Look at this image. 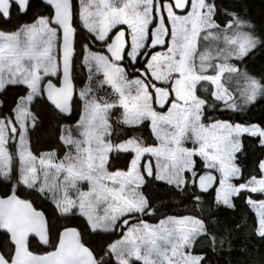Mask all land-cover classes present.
<instances>
[{"label":"snow or ice","instance_id":"6c2138e0","mask_svg":"<svg viewBox=\"0 0 264 264\" xmlns=\"http://www.w3.org/2000/svg\"><path fill=\"white\" fill-rule=\"evenodd\" d=\"M34 8L43 10L15 30H0V92L16 89L0 111L7 189L0 194V264H204L195 248L203 240L215 251L211 210L208 219L162 215L150 224V182L190 193L198 211L199 193L230 209L243 197L255 217L251 231L264 240V199L246 195H264V156L247 175L238 162L244 134L264 153V126L209 114L218 106L240 111L264 97V77L234 63L264 46L254 25L216 0H0V18ZM76 56L87 73L79 87ZM224 74L242 81L238 96ZM105 87L108 94L97 95ZM37 100L70 120L57 124V146L39 154L30 140L40 120L32 109ZM36 200L50 203L53 220ZM68 216L82 218L93 234L122 235L93 249L77 227L55 223Z\"/></svg>","mask_w":264,"mask_h":264},{"label":"trees","instance_id":"16d2710c","mask_svg":"<svg viewBox=\"0 0 264 264\" xmlns=\"http://www.w3.org/2000/svg\"><path fill=\"white\" fill-rule=\"evenodd\" d=\"M76 3V0H73ZM33 4H38L39 0H32ZM218 7H226L228 10L235 12L238 16L246 19L254 25L253 31L257 35L264 37V0H216ZM43 9L34 8L29 11L27 16L17 15L13 13L12 18L8 21L0 18V30L12 31L23 23L29 22L34 11H42ZM223 14L219 15L218 22L223 21ZM77 52H79L80 35L76 36ZM80 56L74 59V80L79 87L85 78V73L81 67H76L79 63ZM238 67L256 78L264 77V46H259L250 53L243 62L234 61ZM104 89V88H103ZM103 89L97 91V95L105 94ZM16 97V89L9 87L6 91L0 92V101L3 106L0 111H7L9 106L14 102ZM72 117H77L79 106L77 99H74ZM34 112L40 114V120L35 130L30 134L31 148L39 154L43 151L56 147V135L58 123H69L68 117H60L54 111H49L37 100L33 105ZM212 116H217L221 119H226L232 122L240 123H256L264 126V97H259L252 104L247 105L240 111H221L219 106L216 111L209 113ZM115 116V113L113 114ZM113 123H115L113 119ZM127 131V130H125ZM138 134H142L145 138H150L146 129H140ZM243 153L240 155L239 163L244 166V173L247 175L254 169V162L257 156H264L261 153L259 145L255 138L249 137L246 134L242 135ZM62 151L60 152V154ZM113 164L118 167H123V161L113 160ZM5 182L0 180V194H3ZM211 190L210 192H213ZM149 198L155 205L156 214L154 217H145L150 224H155L162 215H186L193 214L209 218H215L216 223L210 226V230L215 233L217 244L215 251L206 241H201L196 245L195 253L202 254L205 257L204 264H264V240L255 236L251 231V225L254 223V213L244 203L243 197L233 198L235 208L230 209L223 205L215 207L212 204V198L206 193H199L202 197L201 209L197 210V206L191 199L190 193L181 194L179 192L169 191L162 183L150 182L145 188ZM23 195V189H21ZM251 195L253 199L259 200L262 195ZM35 199V196L32 197ZM37 205L47 212L48 217L53 220V207L47 201L36 200ZM57 225L66 224L75 226L83 234L84 240L87 241L93 249H98L105 242H111L118 239L122 233L119 231L112 233L93 234L85 227V222L78 216H68L65 218H55ZM241 225L239 229L235 225ZM3 233H0V243L3 242ZM221 238L224 242L221 244Z\"/></svg>","mask_w":264,"mask_h":264},{"label":"rangeland","instance_id":"374dc122","mask_svg":"<svg viewBox=\"0 0 264 264\" xmlns=\"http://www.w3.org/2000/svg\"><path fill=\"white\" fill-rule=\"evenodd\" d=\"M76 3H78V0H76ZM125 27H126V26H125ZM79 48H80V46H79ZM158 50H159V49H158ZM79 61H80V59H79ZM83 71H84V70H83ZM84 73H85L84 76H86L87 73H86V72H84ZM222 82L224 83L225 87H227L230 91L233 92L234 95H236V96L239 95V93H238V91H237V88H238L239 86H242V81H239V82H238V81L236 80L235 77H231V78H229L228 74H224L223 77H222ZM97 91H99V89H97ZM104 91H105V94L100 95V96H106V95L108 94L109 89H107V88L105 87V88L103 89V92H104ZM257 99H259V97H258ZM77 101H78V99H77ZM78 106H79V101H78ZM78 115H79V111H78L77 117H78ZM189 146H190V145H189ZM60 155H63V152H62ZM256 194H259V193H256ZM259 195H261V194H259ZM261 199H264V195H262V198H261Z\"/></svg>","mask_w":264,"mask_h":264},{"label":"water","instance_id":"95a60500","mask_svg":"<svg viewBox=\"0 0 264 264\" xmlns=\"http://www.w3.org/2000/svg\"><path fill=\"white\" fill-rule=\"evenodd\" d=\"M74 59H75V57H74ZM73 62H74V60H73ZM74 101V100H73ZM73 104V103H72ZM72 109H73V107H72ZM73 111V110H72ZM210 191H211V189H210Z\"/></svg>","mask_w":264,"mask_h":264}]
</instances>
